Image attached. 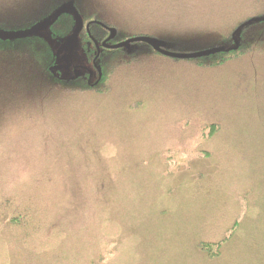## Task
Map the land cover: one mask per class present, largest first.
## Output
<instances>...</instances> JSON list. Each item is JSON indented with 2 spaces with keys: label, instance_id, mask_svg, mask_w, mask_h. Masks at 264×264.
<instances>
[{
  "label": "rangeland",
  "instance_id": "374dc122",
  "mask_svg": "<svg viewBox=\"0 0 264 264\" xmlns=\"http://www.w3.org/2000/svg\"><path fill=\"white\" fill-rule=\"evenodd\" d=\"M83 2L125 39L201 36L221 42L235 20L264 12V0ZM83 31L82 43L71 41L61 50L71 65L61 64L65 77L73 68H93ZM34 34L56 47L46 26ZM2 56L0 89H11L17 79L25 85L23 73L15 78L21 56ZM258 56L212 71L150 54L120 70L112 65L98 113L102 125L84 128L87 135L70 143L79 148L69 153L57 152L63 146L59 106L54 116L47 107L36 111L21 131L15 123L32 107H14L10 133L0 114V264H260L253 235L264 202L258 189L250 190L264 179V79L251 80ZM46 126L51 138L39 146ZM102 128V135L95 133ZM22 133L26 149L19 144L12 151L3 143ZM116 174L122 181L105 188L106 177ZM107 193L113 200L103 208L99 198ZM246 197L254 198L248 210ZM244 218L225 247L229 252L224 248L211 260L196 250L197 242L214 244Z\"/></svg>",
  "mask_w": 264,
  "mask_h": 264
},
{
  "label": "trees",
  "instance_id": "16d2710c",
  "mask_svg": "<svg viewBox=\"0 0 264 264\" xmlns=\"http://www.w3.org/2000/svg\"><path fill=\"white\" fill-rule=\"evenodd\" d=\"M6 1L0 0V66L5 62V57L2 55L17 54V56H21L17 60L16 66H14L15 78L23 73L22 78L25 79L26 84L20 85V79H17L18 82L11 89L5 87L0 89V114L5 119V123L8 124V128H5L3 131L11 132V124L8 123L11 122L9 117L12 114L17 115V113H13V110L18 105L32 107L29 115L27 113L22 114L21 126L19 122L15 123L18 130H23V127L28 125L29 119H32L31 116H34L36 111L44 110L47 107L46 112H50L49 116H54L57 106H59L58 111H60L59 113L62 117L60 118L58 128H61L59 134L60 141L63 143L62 149L57 151L59 153H69L71 149H78L79 147L71 148L68 146L75 145L77 141H80L87 135L84 128H90L88 130H91V128L100 129L103 120L98 113L101 111L103 105V96L109 91L110 84L112 83H110L112 65L119 67L120 70L122 64L132 66L137 57L144 54L163 57L156 51H153L146 43H132L128 48L121 49H104L102 43L110 46L128 41L133 37L147 36L163 41L165 43L164 50L177 54L222 49L223 52H217L208 57L189 59L191 62L194 61L200 68H207L209 71L224 67L225 64L240 61L245 56H257V54L261 53L263 56H258L260 63L254 66L257 72L254 76L251 75V80L258 81V79H264V12L252 14V16L244 20H235V23L229 29L227 37L222 38L221 42L215 41L212 37H207V40H205V37L201 36L186 40L173 36L171 38L160 39L149 35L133 36L132 38L125 39L119 37L120 34L117 30L116 36L106 42L110 35V30H108L110 26L106 25L99 15L95 13L90 14V12L86 11L83 8V0H32V2L28 3H25L27 0H17V2L21 3L4 6L3 4ZM215 17L213 16L211 20H217ZM41 26L48 28L51 40H54L57 48L33 34V31ZM83 30L86 32V36L84 35L83 38L91 42L92 49L88 46L86 50L93 68H73L72 75H69L71 77H65L61 75L60 68L62 66L64 68L71 67V65L67 56L60 55L61 50L71 41H75L74 43L76 41L81 42L80 35L83 36ZM5 35H9L13 39L5 40L3 37ZM96 45L98 46V51L96 50ZM62 63L63 65L61 66ZM77 69L82 71L81 74L77 75ZM48 128L51 127L46 126L43 132H40L44 134L37 136V145L49 143L47 139L51 138V136L46 132ZM102 131H104L103 128L95 133L102 135ZM24 136V133H22V135H18L12 139L8 137L3 143L5 146L10 147V149L12 145L19 146V144L26 149L27 141ZM4 144L1 143V146ZM13 149L15 148L12 147L11 150L13 151ZM64 155L68 156V154ZM50 165L53 166L55 163H49L48 166ZM115 176V178L110 175L106 177L104 181L105 188H109L111 184H116L117 181H122V176L119 174ZM262 178H264V174L260 177V179ZM251 189H258V193L261 194L259 196H261L260 198L264 202V179L255 181L254 185L250 186ZM249 192V189H247V196L250 194ZM112 198L109 193L99 198L103 208L107 206H104L103 203L110 206ZM246 199L248 210L254 205V198L251 201H248V197ZM119 203L122 205V200ZM259 215L261 222L259 223V220L256 222L257 231L253 235L257 238V241L254 240L253 243L255 242L256 249L260 251L258 253L259 263L264 264V236L261 235L264 230L262 222L264 212ZM240 221L235 222L232 228L230 227L231 230L229 232L223 231L222 235L217 239L218 241L214 242V244L201 243L198 246L199 242H197L196 250L207 259L215 260L220 258L223 253L221 250H224L226 245L231 243L237 227L245 224V218L242 220L241 225ZM67 237V240L71 239L69 236ZM77 237L76 235L73 239H77ZM80 248L85 250L86 247L80 246ZM225 251L229 252V248H225Z\"/></svg>",
  "mask_w": 264,
  "mask_h": 264
},
{
  "label": "water",
  "instance_id": "95a60500",
  "mask_svg": "<svg viewBox=\"0 0 264 264\" xmlns=\"http://www.w3.org/2000/svg\"><path fill=\"white\" fill-rule=\"evenodd\" d=\"M108 30H110V35H109V38L106 40V42H108L109 39H112L116 36V30H114L113 28H109ZM34 31H33V34H34ZM3 37L5 40L13 39L9 35L8 36L5 35ZM132 43H143V44L146 43L153 51H156L157 53H159L165 58L168 57L173 60L201 59V57H208L217 52H223L222 49H212V50L200 51L196 53H189V54L178 53L177 54V53L170 52L168 50H164L165 43L163 41L156 39V38L155 39L150 38L147 36L133 37L132 39L128 41L121 42L120 44L110 45V46L106 45V43H102V47L104 49H121V48H128L130 45H132ZM96 49L98 51L97 45H96Z\"/></svg>",
  "mask_w": 264,
  "mask_h": 264
},
{
  "label": "flooded vegetation",
  "instance_id": "af4514ba",
  "mask_svg": "<svg viewBox=\"0 0 264 264\" xmlns=\"http://www.w3.org/2000/svg\"><path fill=\"white\" fill-rule=\"evenodd\" d=\"M97 50V49H96Z\"/></svg>",
  "mask_w": 264,
  "mask_h": 264
}]
</instances>
